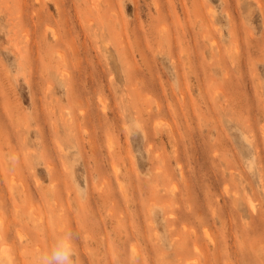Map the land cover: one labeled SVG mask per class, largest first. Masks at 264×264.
<instances>
[{
	"label": "rangeland",
	"instance_id": "1",
	"mask_svg": "<svg viewBox=\"0 0 264 264\" xmlns=\"http://www.w3.org/2000/svg\"><path fill=\"white\" fill-rule=\"evenodd\" d=\"M64 236L264 264V0H0V264Z\"/></svg>",
	"mask_w": 264,
	"mask_h": 264
},
{
	"label": "clouds",
	"instance_id": "2",
	"mask_svg": "<svg viewBox=\"0 0 264 264\" xmlns=\"http://www.w3.org/2000/svg\"><path fill=\"white\" fill-rule=\"evenodd\" d=\"M41 264H74V249L70 237L59 239L51 254L41 258Z\"/></svg>",
	"mask_w": 264,
	"mask_h": 264
},
{
	"label": "bare ground",
	"instance_id": "3",
	"mask_svg": "<svg viewBox=\"0 0 264 264\" xmlns=\"http://www.w3.org/2000/svg\"><path fill=\"white\" fill-rule=\"evenodd\" d=\"M162 13V12H161ZM163 14V13H162ZM158 29V28H157ZM165 36V35H164ZM172 46V45H171ZM137 52V51H136ZM142 56V55H141ZM143 57V56H142ZM178 57V56H177ZM144 58V57H143ZM142 58V59H143ZM179 65V64H178ZM177 64H176V66H178ZM180 66V65H179ZM177 68H179V67H177ZM72 92V91H71ZM72 94V93H71ZM73 96V95H72ZM13 117H15V116H13ZM15 119V118H14ZM11 120L13 121V119L11 118ZM49 167H51V166H49ZM52 168V167H51ZM60 230V229H59ZM56 231V230H55ZM243 241H244V239H243ZM253 241V240H252ZM246 243V242H245ZM262 244V243H261ZM253 246H256L255 248L257 249V243H255V244H253ZM253 246H251V247H253ZM258 246H259V248H260V245L258 244ZM263 247V246H262ZM254 249V248H253ZM254 251H256V250H254ZM262 251H264V250H262ZM256 253V252H255ZM257 254V253H256ZM261 254H263V252L261 253ZM252 257V256H251ZM253 260V259H252Z\"/></svg>",
	"mask_w": 264,
	"mask_h": 264
}]
</instances>
